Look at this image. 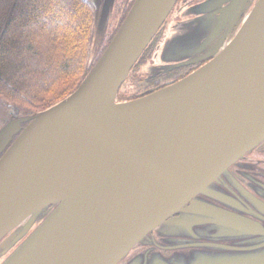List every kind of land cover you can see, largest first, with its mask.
<instances>
[{
    "label": "water",
    "instance_id": "water-1",
    "mask_svg": "<svg viewBox=\"0 0 264 264\" xmlns=\"http://www.w3.org/2000/svg\"><path fill=\"white\" fill-rule=\"evenodd\" d=\"M89 1L95 53L118 0ZM177 1L135 0L76 90L34 114L9 109L0 264H264V180L255 192L231 169L264 154V0L194 7L201 17L182 23L165 52L212 60L117 100Z\"/></svg>",
    "mask_w": 264,
    "mask_h": 264
},
{
    "label": "trees",
    "instance_id": "trees-1",
    "mask_svg": "<svg viewBox=\"0 0 264 264\" xmlns=\"http://www.w3.org/2000/svg\"><path fill=\"white\" fill-rule=\"evenodd\" d=\"M114 34L93 53L89 0H0V109L19 107L30 115L63 100Z\"/></svg>",
    "mask_w": 264,
    "mask_h": 264
},
{
    "label": "flooded vegetation",
    "instance_id": "flooded-vegetation-1",
    "mask_svg": "<svg viewBox=\"0 0 264 264\" xmlns=\"http://www.w3.org/2000/svg\"><path fill=\"white\" fill-rule=\"evenodd\" d=\"M204 1L206 0L177 1L168 19L160 28L150 46L146 48L137 60L126 82L120 88L117 97L119 102L130 101L171 86L212 60L213 57L206 56L207 54H196L195 56L180 58L181 56L179 57L165 52L167 40L177 32L182 23L190 22L201 17V14L192 13V9ZM134 2L135 0H118L113 18L114 24L118 22L114 28L115 34L128 15ZM257 2L258 0H254L252 8ZM244 17L245 15H243ZM238 27H236L234 33L237 32ZM231 169L243 184L256 192L253 187H257L258 181L264 180V154L254 151L246 155L245 158L241 159L237 165L232 166ZM146 248L144 246L133 250L128 259ZM5 258L6 256H3L0 259V263Z\"/></svg>",
    "mask_w": 264,
    "mask_h": 264
},
{
    "label": "rangeland",
    "instance_id": "rangeland-1",
    "mask_svg": "<svg viewBox=\"0 0 264 264\" xmlns=\"http://www.w3.org/2000/svg\"><path fill=\"white\" fill-rule=\"evenodd\" d=\"M114 18V17H113ZM118 23V22H117ZM117 23L114 24V20H112L110 26H109V29L107 31V34H106V37H105V40L103 42V44L111 37V35L115 32L114 28L117 26ZM101 48V47H100ZM11 107L10 106H7V107H4L3 109H0V127L4 124V120L6 118L7 115H9V109Z\"/></svg>",
    "mask_w": 264,
    "mask_h": 264
}]
</instances>
